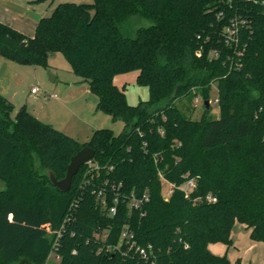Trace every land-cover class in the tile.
I'll return each mask as SVG.
<instances>
[{
    "label": "trees",
    "instance_id": "trees-1",
    "mask_svg": "<svg viewBox=\"0 0 264 264\" xmlns=\"http://www.w3.org/2000/svg\"><path fill=\"white\" fill-rule=\"evenodd\" d=\"M141 19L150 24H131ZM234 23L239 41L229 45ZM54 53L89 85L97 110L125 126L118 135L97 129L81 143L26 106L13 117L0 94V264H47L57 239L50 230L61 232L60 264H232L209 246H231L237 223L264 243V0L62 3L33 37L0 22V57L48 67ZM131 71L149 89L137 105L114 83ZM214 84L218 119L205 110L195 120L177 106L192 92L210 101ZM86 146L100 176L84 188V165L61 192L49 172L63 179ZM161 176L175 185L167 198ZM186 177L196 181L188 197L180 188ZM105 184L110 207L121 196L115 215L93 192ZM131 193L149 195L144 215L122 201ZM126 225L139 245L152 247L149 260L106 249Z\"/></svg>",
    "mask_w": 264,
    "mask_h": 264
},
{
    "label": "rangeland",
    "instance_id": "rangeland-1",
    "mask_svg": "<svg viewBox=\"0 0 264 264\" xmlns=\"http://www.w3.org/2000/svg\"><path fill=\"white\" fill-rule=\"evenodd\" d=\"M93 2L94 0H0V8L4 9V11L5 8H7V11L10 8L14 10L15 14H22V11L26 12L25 8L19 9L17 5L27 6L32 4V10H40L46 16H50L55 8L62 3L93 4ZM131 24L140 26L149 25L150 22L141 19L137 22H131ZM7 61L11 60L7 59ZM14 65L29 71V75L21 89L27 97L30 95L34 97L31 93L33 87L39 89L35 98L40 97V100H37L39 102L38 106L41 107L40 110L45 116V120L51 121L52 124H55L53 125L55 127H69L70 129H67L68 132L71 131L76 136L68 134L79 142H88L96 128L110 129L116 135L123 131L124 123L122 121H114L111 116L97 110V96L92 92H87L81 84L75 83L79 80L82 81V79L72 71L69 62L62 53L51 54L48 59V67L21 65L16 62H14ZM52 75L57 76L55 82L51 81ZM137 76L138 71H131L118 74L114 78V83L124 90L131 105H137L140 101H146L149 98L148 87L138 85ZM52 94H56V99L51 97ZM197 98H199V102H197ZM216 99H218V87L217 84H214L210 91L209 115L218 119L220 117V108ZM204 101L201 93L195 94V92H192L190 95L178 100L176 104L184 113L192 116L195 120H199L206 110ZM195 104H197V107ZM17 111L14 110L13 117ZM46 123L50 124V122ZM4 187L3 181L0 180V190H3ZM171 188L172 186L164 181L162 193L166 196ZM47 264H60L56 253L50 255Z\"/></svg>",
    "mask_w": 264,
    "mask_h": 264
},
{
    "label": "crops",
    "instance_id": "crops-1",
    "mask_svg": "<svg viewBox=\"0 0 264 264\" xmlns=\"http://www.w3.org/2000/svg\"><path fill=\"white\" fill-rule=\"evenodd\" d=\"M17 7L19 9L25 8L26 12L22 11V14H15L13 9L8 8L7 11V8H5L4 11V9L0 8V22L17 29L18 31L29 37H33L37 24L39 23L41 18L46 17V15L43 14V12H41L40 10H32V4L27 6L17 5ZM28 75L29 71L27 69H22L14 65L13 61H7V59H2V57H0V94L6 97L14 105L15 110H19L22 106H26L27 109L40 121L44 123L50 122V124H47L51 126L55 125L52 124L51 121L45 120V116L40 110L41 107L38 106L39 102L37 100H40V97H38L37 99L35 98L38 93H32L31 90V93L34 97H32L31 95L27 97L25 96L24 91L21 89ZM52 76H54L53 82H55L57 80V76ZM75 83L81 84L85 87V90L87 92H91L87 83H83L81 80ZM34 88L35 87H33L32 89ZM52 95L51 97H53ZM53 127L65 134L70 133L75 135L71 131L68 132L67 129H70L69 127ZM97 129L99 128H96L95 130ZM232 240L233 244L231 246L217 243L211 244L209 246V249L215 255H226L228 258L230 257L229 260L232 264H264V243L254 242L250 237V230H248L245 225L240 223H237L235 225L232 231Z\"/></svg>",
    "mask_w": 264,
    "mask_h": 264
},
{
    "label": "built area",
    "instance_id": "built-area-1",
    "mask_svg": "<svg viewBox=\"0 0 264 264\" xmlns=\"http://www.w3.org/2000/svg\"><path fill=\"white\" fill-rule=\"evenodd\" d=\"M236 24H232V26L228 27L226 29L227 32V44L233 45L237 44L239 39L237 36V30L235 29ZM200 55V53H199ZM215 56H219L218 53H215ZM39 89L34 88L32 89V93H38ZM53 97H57L56 95H52ZM197 102H199V98H197ZM216 102H218V99H216ZM197 107V104H195ZM87 169H86V174H85V180L83 187L86 188L89 186V184L94 181L95 178H98L100 176V166L97 162H95L93 159L88 161L86 164ZM186 181L184 184L180 186V188L185 192L186 196L188 197L190 193L195 189L196 187V181L193 178H188L186 177ZM162 182H167L164 180V178L161 176ZM169 183V182H168ZM172 188L170 191L167 193L166 198L170 196L173 192V189L175 188V185L169 183ZM107 184H105L106 186ZM101 187L99 189L94 190L93 192L98 194V199L103 207L108 214L110 215H115L118 211V206L120 204L121 196L120 193H117L115 198H114V204L110 207L109 206V198H108V191L110 188L106 187ZM207 201L209 202H215L217 199L213 197L212 195H208L206 197ZM150 197L147 193L143 195H137L135 193L128 194L123 197V202L127 205L130 211H138L141 212L142 215H144L143 209L145 205L149 202ZM49 233H54L57 234V239L56 242L54 243V252L56 251L58 245V240L61 237V232H53L49 231ZM108 236V232L104 231L102 235H100V238L102 241H106ZM108 251H117L120 254L128 257L129 255H137L140 256L141 258L145 260L150 259V253L152 252V247L150 246L149 248L142 247L137 243L135 240L134 233L130 230V226L126 225L122 231L120 242L118 245H106L105 246ZM57 260H59V256L57 255Z\"/></svg>",
    "mask_w": 264,
    "mask_h": 264
},
{
    "label": "water",
    "instance_id": "water-1",
    "mask_svg": "<svg viewBox=\"0 0 264 264\" xmlns=\"http://www.w3.org/2000/svg\"><path fill=\"white\" fill-rule=\"evenodd\" d=\"M51 81H54V76H51ZM204 105L207 111H210V101L205 100ZM96 153L95 150L89 146L82 148L76 155L71 158V161L67 167L66 176L57 180L52 172H49L50 180L53 185L61 192H68L73 183V178L77 175L80 168L84 166L88 161L94 159Z\"/></svg>",
    "mask_w": 264,
    "mask_h": 264
}]
</instances>
